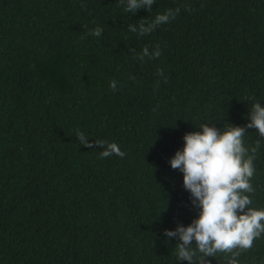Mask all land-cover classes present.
Segmentation results:
<instances>
[{"label": "trees", "instance_id": "obj_1", "mask_svg": "<svg viewBox=\"0 0 264 264\" xmlns=\"http://www.w3.org/2000/svg\"><path fill=\"white\" fill-rule=\"evenodd\" d=\"M182 4L150 35L128 31ZM157 44L158 59L133 58ZM248 97L264 106V0L135 14L119 0H0V264H188L164 232L199 211L169 160L201 123L245 126ZM257 138L247 129L245 146ZM96 140L126 156L100 159ZM254 169L250 206L264 210V141ZM240 251L239 264H264V234Z\"/></svg>", "mask_w": 264, "mask_h": 264}, {"label": "clouds", "instance_id": "obj_2", "mask_svg": "<svg viewBox=\"0 0 264 264\" xmlns=\"http://www.w3.org/2000/svg\"><path fill=\"white\" fill-rule=\"evenodd\" d=\"M156 0H119L125 13L135 14L144 9L151 13ZM86 8L87 4L83 3ZM203 7V5H201ZM191 11L188 4L168 8L157 13L151 20L142 18L138 23L129 24L128 31L143 37L150 35L162 25L171 23L181 10ZM88 35L101 37L103 29H90ZM131 51V50H130ZM159 44L153 49L144 46L133 58L143 64L146 59L155 60L162 55ZM157 76L168 82L163 69H157ZM130 79H135L130 76ZM118 82L111 80L110 88L115 91ZM159 88L157 81L154 91ZM251 101L245 126H230L223 129L212 123H201L202 131L188 132L184 135V147L177 150L169 160L173 170L184 174L183 186L190 193L192 205L198 209L199 215L184 226L178 224L175 230H165L164 235L171 240L176 238V261H187L188 264H211L208 257L216 258L218 253L227 254L226 264H239L240 250L251 249L255 239L264 234V210L252 205L251 194L255 188L250 183L254 176V161L264 141V106L255 97ZM159 105L153 109L155 112ZM247 129L258 131L255 145L246 147L243 137ZM75 135L80 145L93 148L87 135L77 130ZM95 146L103 149L100 159L113 155L124 158L126 153L116 143L96 140ZM195 241V244H193Z\"/></svg>", "mask_w": 264, "mask_h": 264}]
</instances>
